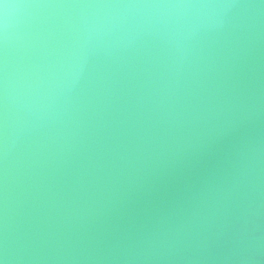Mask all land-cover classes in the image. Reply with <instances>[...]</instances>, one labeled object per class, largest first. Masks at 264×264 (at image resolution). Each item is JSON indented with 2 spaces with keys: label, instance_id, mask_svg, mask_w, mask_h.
<instances>
[{
  "label": "clouds",
  "instance_id": "1",
  "mask_svg": "<svg viewBox=\"0 0 264 264\" xmlns=\"http://www.w3.org/2000/svg\"><path fill=\"white\" fill-rule=\"evenodd\" d=\"M54 10H78V22L70 19L75 11ZM237 14L242 23L233 25ZM262 15L264 0H21L8 6L0 0V264H264ZM130 16L141 30L163 29L179 40L227 33L213 55L215 80L200 101L212 121L142 163L141 146L129 148L122 139L131 114L102 119L91 150L78 163L65 159L63 171L58 162L55 174L38 175L28 202L18 204L8 167L12 30L21 29L25 45L47 59L69 31L91 43ZM76 43L46 66L50 74L82 72Z\"/></svg>",
  "mask_w": 264,
  "mask_h": 264
},
{
  "label": "snow or ice",
  "instance_id": "2",
  "mask_svg": "<svg viewBox=\"0 0 264 264\" xmlns=\"http://www.w3.org/2000/svg\"><path fill=\"white\" fill-rule=\"evenodd\" d=\"M20 2H21V0H17V2H14V3L9 2V0H3V6H8V5H13V4H18V3H20Z\"/></svg>",
  "mask_w": 264,
  "mask_h": 264
}]
</instances>
